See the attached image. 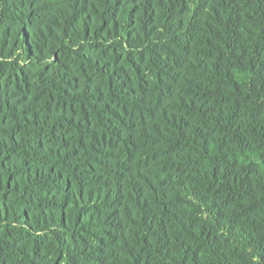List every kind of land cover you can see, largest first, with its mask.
Segmentation results:
<instances>
[{"label": "trees", "instance_id": "16d2710c", "mask_svg": "<svg viewBox=\"0 0 264 264\" xmlns=\"http://www.w3.org/2000/svg\"><path fill=\"white\" fill-rule=\"evenodd\" d=\"M0 264H264V0H0Z\"/></svg>", "mask_w": 264, "mask_h": 264}]
</instances>
